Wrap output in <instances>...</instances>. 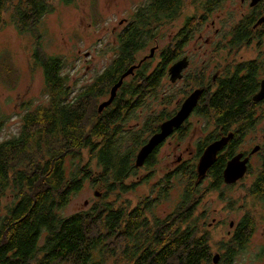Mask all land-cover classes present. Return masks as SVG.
Here are the masks:
<instances>
[{
  "label": "trees",
  "instance_id": "obj_1",
  "mask_svg": "<svg viewBox=\"0 0 264 264\" xmlns=\"http://www.w3.org/2000/svg\"><path fill=\"white\" fill-rule=\"evenodd\" d=\"M76 2L0 0V27L10 13L18 32L29 34L36 42L30 66L42 71L47 97L46 105L26 107L17 136L0 141V264H213L209 235L199 224L201 217H196L205 193L200 190L192 163L165 177L163 185L152 191L155 197L144 199L133 209L107 198L127 194L137 186L128 181L141 169L135 167L138 151L159 131L160 124L172 117L166 111L156 114L152 104H172L173 97L162 95L159 88L166 78L167 65L178 59L182 45L164 50L160 65L150 74L148 66L154 58L142 63L102 113L95 103L138 64L136 54L179 15L183 0H150L142 6L118 35L110 66L77 92L64 74L65 60L44 53L41 47L43 19L57 6ZM204 10L209 12L210 7ZM205 14L200 17L202 21ZM190 23L188 19L186 28L178 34L182 44L196 30ZM260 78L256 63L224 71L195 109L196 116L223 134L233 131L232 153L259 120L264 102L254 103L252 97L259 89ZM201 79L193 84L198 85ZM186 82L189 86L192 79ZM146 111L151 112L146 115ZM144 117L142 128L130 125L132 120ZM8 120L0 109V135ZM185 133L182 131V137ZM198 150L199 156L202 151ZM156 152L142 168H152ZM225 157L217 159L210 169L214 190L222 187ZM262 166L249 193L264 208V163ZM175 180L184 182L180 201L166 218L156 217L155 207L170 196ZM86 182L105 191L103 202L65 216L70 200ZM5 199H9L6 205ZM249 224V218L243 219L232 240L220 243L226 264L246 247Z\"/></svg>",
  "mask_w": 264,
  "mask_h": 264
},
{
  "label": "rangeland",
  "instance_id": "obj_2",
  "mask_svg": "<svg viewBox=\"0 0 264 264\" xmlns=\"http://www.w3.org/2000/svg\"><path fill=\"white\" fill-rule=\"evenodd\" d=\"M149 1L77 0L75 4L59 5L53 14L46 16L42 21V50L50 56H59L65 60L64 74L69 76L70 85L77 92L82 87L91 85L94 79L110 66L118 34L133 19L137 11ZM201 1L205 0H183L179 15L161 29L158 43L160 48L157 53L155 52V58L148 66V74L160 65L163 49L172 48L180 38L178 34L186 28L188 19L192 20L191 25L196 26L191 42L187 43L186 48L191 52L193 61L189 74L192 75L191 71L196 66L208 68V64L214 65L211 61L218 57L214 56L212 46L203 47L200 55L195 53L194 49L203 44L204 40L214 38L217 29L222 32L218 36L221 38L225 32L235 26L240 17L234 15L232 7L228 4L218 13L214 12L213 16L206 15L200 6ZM204 14L206 19L202 21L200 17ZM215 20H217L215 28H208L210 21ZM122 22H125L123 26ZM200 37L201 41L197 45L194 44ZM155 45L150 43L138 52L135 56L136 62L139 63L144 57L150 55V50L155 48ZM35 47L36 42L32 36L19 33L10 20V13L6 14L0 27V109L9 120L0 135V141L11 139L20 133L21 118L25 114L26 107L32 109L47 103L43 73L40 69L32 70L30 66ZM260 47L250 44L229 52L228 64L262 58L264 47L263 45ZM221 70L218 71V77L224 73V70ZM211 71V69L207 71V78L210 80L215 75V72L211 73ZM194 89L195 87L192 84L188 86L186 81L171 85L169 79L165 78L159 92L162 95L172 96V104L167 106L154 102L152 110L156 114L166 111L173 116ZM109 91L110 89L104 98L95 102L97 107L109 98ZM150 102L149 100L148 103ZM150 112L146 111V115ZM145 117L132 120L130 125L142 128ZM258 117L255 128L245 135L238 147L248 153L256 146L262 147L257 156L253 157L251 168L245 178L233 186L224 185L219 190L211 187L212 179L199 183L200 190L205 193V196L196 217H201L199 224L209 235L212 259L218 254L219 264H226L222 260L225 251L221 249L220 243L230 242L241 221L247 218L250 219L245 232V236H249L247 245L233 256L230 264H264V208L262 202L249 193L264 163V106L259 109ZM184 130L186 131L184 137L178 133L159 148L150 170L141 168L137 176L131 177L128 183L137 185L132 191L121 196L112 194L107 197L109 201H117L118 204L133 209L141 205L144 199L155 197L152 191L160 184L163 185L165 177L178 170L179 158L182 162H191L196 166L198 145L205 141L214 128L204 118L194 115ZM84 156L87 162V152H84ZM144 178L146 180H142ZM138 182L142 184L139 185ZM183 190L184 182L175 180L170 196L160 201L155 207L156 217L164 219L170 215L180 201ZM104 192L102 188L95 189L91 183L86 182L82 190L70 200L63 214L71 216L88 211L95 203L103 202L101 198ZM8 203L9 199L3 202L4 205ZM231 224L233 228L230 227Z\"/></svg>",
  "mask_w": 264,
  "mask_h": 264
},
{
  "label": "flooded vegetation",
  "instance_id": "obj_3",
  "mask_svg": "<svg viewBox=\"0 0 264 264\" xmlns=\"http://www.w3.org/2000/svg\"><path fill=\"white\" fill-rule=\"evenodd\" d=\"M226 4H228L229 6L232 7V9L234 11V15L236 17L239 15L240 19L238 20V22L235 24V26L233 28L229 29L228 32H225V35H223L221 38L218 37L219 34L222 33L221 30H218V29L215 30V37L214 38L204 40L203 41V44L199 45L196 49H194L195 53H197V54L200 55L201 49L203 47H207L209 45L212 46V48H213L212 50L215 53L214 56H217L218 57V58H213L214 60L211 61V63L214 64L213 66L211 64H208V68L206 66H203L202 68L196 66V67L193 68V71H191V74L192 75H190L189 73H190V70L192 69V62H193L192 61V54H191V52L187 51L186 48H187V43L190 44L191 38L187 39V42L185 44L184 43L183 44L180 43V42H182L181 41L182 38H179L176 41V43L174 44V45L177 44L176 46H178V44H181L182 45L181 50H180L181 54L178 57V59H176L175 61H173V62H171V63H169L167 65L166 71H165V77L168 78L169 81H170L169 69L175 63H177L178 61H180L182 59H185V58L187 59L188 66L182 72V75H183L182 79L181 80H178L174 84L170 82L171 85H177L178 83H181V82H184V81H189V79L191 77V79H192V86L195 87V89L192 90V92H190L188 94V96L185 98V100L194 91H196V90H202L203 91V94H202L200 100L202 99V97L204 98V95H205V92H206L207 88L208 87L210 88V86L212 84H215L216 83V79L218 78V71L220 69H222L221 71L224 70V71H227V72H233L235 70V68L237 66L241 65V64L256 63L257 64V67H259V71H260V73L262 75V79L260 78V83L264 79V53L262 54V58L259 57L258 59H254L253 61H247V62L242 61V62H239L237 64H230V65L228 64V62H229L228 61V58L230 57L229 52L234 51L235 49H240L241 47L247 46V45H250V44H255V45H257V47H260L261 45H263V47H264V0H205L203 2L201 1L200 6H201V8H203V11L204 12H205L204 9L210 7L209 12L207 11L205 13H206V15L213 16L214 15L213 14L214 12L218 13L221 10V8L224 7ZM218 20H220V18ZM216 22H217V20L210 21V26H208V28H210V27L211 28H215ZM124 24H125V22L122 23V26ZM239 33L242 35L241 37L238 36ZM160 36H161V34H160ZM160 36L158 38H156V39L153 40V43L156 44L155 45V48H157L156 53L159 51V48H160L159 45H158ZM201 39L202 38L200 37V39H198L197 41H195L194 44L197 45L201 41ZM167 49H170V47H167L166 49H163V51L164 50H167ZM226 52H227V54H226ZM156 53H155V55H156ZM155 55L153 56V58H155ZM150 60H152V58ZM207 69L208 70L211 69L212 70L211 73L215 72V75L212 76V79L211 80L209 78H207V75H208V73H207L208 70ZM203 71H206V72H203ZM200 77L202 79L200 80V82L198 83V85H193L194 81L197 80V79H199ZM259 87H260V84H259ZM109 93H110V91H109ZM200 100L198 102V105L200 104ZM262 102H264V101H262ZM181 105H180V107H181ZM195 109L193 110V112L191 113V115L189 116V118L185 121V123L179 129H176L169 138H171L174 135H177L178 134L177 131L180 130V129H182V130H180L179 134H181L182 131H185L184 129H185L186 124H189V121H190L191 117L195 115ZM169 119H167V120H169ZM220 131L221 130H217V128H214V130L212 131L214 134H210L209 133L208 136L206 137L205 141H203L201 143V147H198L197 148L196 158H197L198 153H199V150L198 149H201V151H202L200 153V155L198 156V162H199L202 154L204 153L205 149L210 144H212L216 140H219L223 136H227L229 133H233V131H232V132H229L226 135V134H223ZM169 138H167V140ZM159 148H157L155 151H158ZM249 153L246 152V151L241 150V148H238L235 152L232 153V151H230V142H229L225 146V148L219 153V155L217 157V159H219V158H221L223 156H226L225 157L226 158V161H225L224 167L222 169V180H223V172H224V169L226 168L227 162L229 160H231L234 156L238 155V154H244V157H243V159H244L245 157L248 156ZM257 154L258 153H256L255 155H252L250 157L249 163H248V171H247L246 175L249 173V170L251 168V163H252L253 157L257 156ZM198 162H197V164H198ZM187 163H191V162H185V161L182 162L181 161V158H179L178 159V168L181 167V166H183L184 164H187ZM196 168H197V165L195 166V171H196ZM206 179H211V172H210V170H209L207 176L204 178L203 181H205ZM224 185L225 186H233V185H226L223 182L222 186H224Z\"/></svg>",
  "mask_w": 264,
  "mask_h": 264
},
{
  "label": "water",
  "instance_id": "obj_4",
  "mask_svg": "<svg viewBox=\"0 0 264 264\" xmlns=\"http://www.w3.org/2000/svg\"><path fill=\"white\" fill-rule=\"evenodd\" d=\"M123 23V22H122ZM157 48H152L150 50V55L144 57L137 65L130 67L123 75H121L118 82L111 88L109 93V99L102 102L98 106V113L110 106L114 101L119 88L122 86L125 79L134 74V71L139 69L142 63L153 58ZM187 59H182L175 63L169 69L170 82L176 83L181 80L183 75L182 72L187 68ZM203 94L202 90L194 91L181 105L179 111L171 117L169 120L164 121L159 126V131L149 138L146 144L138 151L135 158V167L142 168L148 159V157L155 152L166 140L169 138L176 129H179L185 121L189 118L193 110L197 107L198 102ZM254 103H260L264 101V79L260 83L259 90L252 97ZM234 134L229 133L227 136H223L219 140H216L210 144L202 154L196 168L198 183H201L207 176L209 170L216 163L219 153L225 148V146L231 142ZM261 147L256 146L247 157L244 154H238L229 160L226 164V168L223 172V182L226 185H234L238 181L242 180L248 171L249 159L252 155H255L260 151ZM99 196V195H98ZM230 227L233 228L231 224ZM220 261V256L217 254L213 257V264H218Z\"/></svg>",
  "mask_w": 264,
  "mask_h": 264
}]
</instances>
